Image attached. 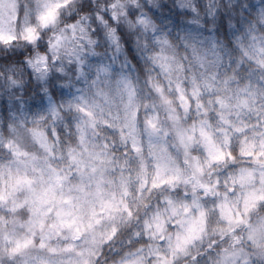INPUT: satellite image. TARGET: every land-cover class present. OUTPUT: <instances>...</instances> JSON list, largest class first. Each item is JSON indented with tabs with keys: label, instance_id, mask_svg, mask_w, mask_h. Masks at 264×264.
Wrapping results in <instances>:
<instances>
[{
	"label": "clouds",
	"instance_id": "clouds-1",
	"mask_svg": "<svg viewBox=\"0 0 264 264\" xmlns=\"http://www.w3.org/2000/svg\"><path fill=\"white\" fill-rule=\"evenodd\" d=\"M0 264H264V0H0Z\"/></svg>",
	"mask_w": 264,
	"mask_h": 264
}]
</instances>
